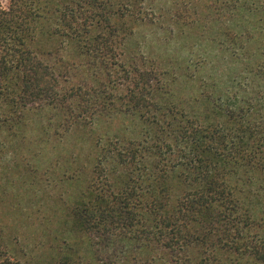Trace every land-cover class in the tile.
Segmentation results:
<instances>
[{
	"label": "trees",
	"instance_id": "trees-1",
	"mask_svg": "<svg viewBox=\"0 0 264 264\" xmlns=\"http://www.w3.org/2000/svg\"><path fill=\"white\" fill-rule=\"evenodd\" d=\"M185 1L241 68L188 106L155 100L154 73L117 62L133 27L152 21L149 0L0 4V130L42 108L75 114L67 130L85 125L83 114L93 123L115 109L116 88L107 86L115 74L125 92L119 113L140 127L137 140L91 143L90 177L63 221L78 248L49 264H264V0ZM65 47L76 56L66 64L98 65L97 86L61 94L65 74L49 60L61 61ZM0 264L21 263L0 244Z\"/></svg>",
	"mask_w": 264,
	"mask_h": 264
},
{
	"label": "rangeland",
	"instance_id": "rangeland-1",
	"mask_svg": "<svg viewBox=\"0 0 264 264\" xmlns=\"http://www.w3.org/2000/svg\"><path fill=\"white\" fill-rule=\"evenodd\" d=\"M180 2L149 0L152 21L136 24L115 52L118 64L154 73L156 80L150 86L155 88V100L188 106L201 91L209 94L228 86L241 68L210 41L214 29H209L201 9H196L200 15L190 12L189 16L185 6L190 5ZM7 3L0 0L2 7ZM180 10L189 23L178 20ZM65 48L61 61L49 60L65 74L61 94L96 85L93 80L101 75L98 65L73 58L77 67L66 64L67 56H76L73 48ZM46 50L53 52L54 47L48 44ZM120 76L113 75V83L107 85L117 90L112 91L115 109L101 112L93 123L87 121L89 113L83 114L85 125L67 130L75 114L63 116L58 110L42 108L27 112L24 125L0 130V244L14 261L49 264L61 249L78 248L77 234L67 231L63 221H69L68 212L90 177L91 143L108 138L137 140L140 131L130 112L119 113L123 104L118 98L125 94Z\"/></svg>",
	"mask_w": 264,
	"mask_h": 264
}]
</instances>
